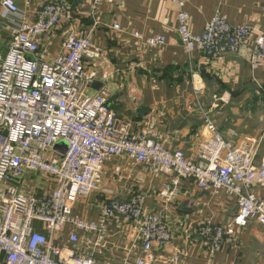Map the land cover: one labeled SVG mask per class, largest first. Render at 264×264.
Listing matches in <instances>:
<instances>
[{"label": "built area", "instance_id": "2783aa9c", "mask_svg": "<svg viewBox=\"0 0 264 264\" xmlns=\"http://www.w3.org/2000/svg\"><path fill=\"white\" fill-rule=\"evenodd\" d=\"M92 1L97 8L116 0ZM173 1L179 8L178 34L188 57L246 51L254 73L264 64V33L232 25L218 14L197 36L185 3ZM1 4L5 13L20 15L13 0H1ZM71 12L70 0H48L34 24L23 23L12 31L8 53L0 57V258L6 264H96L92 255L80 252V233L93 234L95 245L104 248L109 221L119 219L125 230H132V248L139 252L134 264H149L144 256L155 247L167 248L173 235L164 212L147 207L148 195L106 201L97 221L74 214L81 198L99 191L105 165L115 157L145 166L155 177L172 175V189L166 187L158 194L166 203L187 180L202 191L235 198L239 212L230 224L207 225L197 231L211 253L222 249L236 227L255 221L264 228V161L256 165L259 144L234 145L206 116V136L199 144V162H194L182 150L165 148L150 129L134 135L132 125L112 110L106 90L88 93L96 75L87 71L84 61L101 56L91 36L69 31L63 52L50 61L42 58L41 39ZM113 29L120 32L121 26L114 24ZM133 35L139 45L150 49L166 43L160 36ZM60 143L67 146L64 155L57 150ZM29 175L49 184L47 194L38 197L25 188ZM39 225L49 235L41 233ZM68 226L73 229L69 247L64 248L56 241ZM180 262L177 251L171 264Z\"/></svg>", "mask_w": 264, "mask_h": 264}, {"label": "crops", "instance_id": "0c3cea01", "mask_svg": "<svg viewBox=\"0 0 264 264\" xmlns=\"http://www.w3.org/2000/svg\"><path fill=\"white\" fill-rule=\"evenodd\" d=\"M20 15L5 13L0 0V57L4 58L12 31L23 23L34 24L48 0H13ZM190 15L192 31L202 36L210 20L221 15L235 26H247L264 33V0H180ZM72 12L60 25L41 39V56L52 60L63 52L69 31L91 36L94 49L101 50L96 60H85L88 72L96 75L88 89L90 95L102 90L117 117L132 125L134 135L150 129L156 140L169 150H182L194 162L206 131L209 117L222 136L234 145L259 144L256 165L264 161V64L255 73L248 53L209 58L201 53L188 57L178 34L179 8L173 0H116L94 8L92 0H70ZM114 24L121 31L113 29ZM163 37L165 45L150 49L136 40ZM98 192L81 198L74 214L97 221L102 205L111 199L128 201L135 195H148L147 207L163 211L172 232L165 249H155L144 258L149 264H171L179 251V264H264V228L255 221L236 227L226 237L222 249L211 253L202 244L198 230L207 225L226 226L239 212L235 198L225 193L200 190L194 181H182L176 196L168 203L158 194L172 189V175L155 177L145 166L133 165L126 157H115L104 169ZM49 184L42 177L28 176L26 189L35 196L47 194ZM68 226L57 244L69 247ZM38 230L49 235L39 225ZM132 230L124 222L111 219L104 248L95 245L93 234L80 233V252L92 255L96 264H134L136 255ZM141 254V253H140ZM139 254V255H140ZM0 264H6L0 258Z\"/></svg>", "mask_w": 264, "mask_h": 264}, {"label": "water", "instance_id": "95a60500", "mask_svg": "<svg viewBox=\"0 0 264 264\" xmlns=\"http://www.w3.org/2000/svg\"><path fill=\"white\" fill-rule=\"evenodd\" d=\"M57 150L59 151L60 154L64 155L67 151V146L64 143H60L57 145Z\"/></svg>", "mask_w": 264, "mask_h": 264}, {"label": "rangeland", "instance_id": "374dc122", "mask_svg": "<svg viewBox=\"0 0 264 264\" xmlns=\"http://www.w3.org/2000/svg\"><path fill=\"white\" fill-rule=\"evenodd\" d=\"M243 52V51H242ZM241 52V53H242ZM240 54V53H239ZM230 55V54H229ZM231 55H233V54H231ZM215 124V123H214ZM228 141V140H227ZM248 141H250V142H255V141H253V140H251V139H248ZM256 143V142H255ZM119 199H121V200H119V201H121V202H125V201H122V200H125L126 198H119ZM128 253H130V254H133L134 253V249L131 247L130 249H129V251H128Z\"/></svg>", "mask_w": 264, "mask_h": 264}]
</instances>
